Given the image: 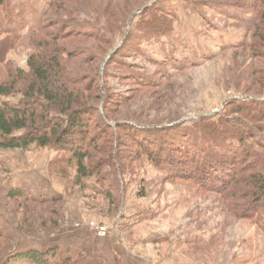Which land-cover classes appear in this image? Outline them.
<instances>
[{
	"label": "rangeland",
	"instance_id": "rangeland-1",
	"mask_svg": "<svg viewBox=\"0 0 264 264\" xmlns=\"http://www.w3.org/2000/svg\"><path fill=\"white\" fill-rule=\"evenodd\" d=\"M46 1L11 0V22L0 17V41L5 42L0 82L7 77L6 63L27 70L30 55L40 51V36L33 29ZM73 1L87 10L77 13L78 20L96 27L111 24L104 60L113 57L101 72L105 99L100 111L111 116L113 125L137 122L148 127L141 137L155 146L154 153H159L158 139L174 133L166 129L171 125H220L222 116L238 118L230 114L229 102L264 99L263 75L254 72L259 58L238 48L243 40L250 41L251 32L244 20L248 14L236 6L249 0H161L174 21L172 32L158 37L142 28L144 9L158 0ZM224 7L228 12L220 13ZM19 13L23 26L16 36L10 27L20 22L15 17ZM49 31L58 33V27ZM126 37L124 48L113 54ZM87 41L93 48L94 40ZM260 84L262 94L256 95ZM19 97L1 100L16 102ZM119 127L114 162L120 166L114 173L111 168L104 187L110 197L95 177L86 179L85 186L76 185L74 169H61L54 147L0 150L1 262L15 252L35 249L54 250L53 261L70 257L78 264H264V210L243 213L248 201L222 189L230 187L233 176L225 178L227 185L216 176L192 178L186 164L174 166L170 177L147 154L134 155L126 147L132 145L128 132ZM248 143L264 159V134L251 133Z\"/></svg>",
	"mask_w": 264,
	"mask_h": 264
},
{
	"label": "trees",
	"instance_id": "trees-1",
	"mask_svg": "<svg viewBox=\"0 0 264 264\" xmlns=\"http://www.w3.org/2000/svg\"><path fill=\"white\" fill-rule=\"evenodd\" d=\"M10 1L0 0V7L5 9V15L0 17L9 22L13 15L9 11ZM160 2L158 0L143 11L142 28L156 37L170 34L174 21L172 14L163 10ZM246 3L249 4L237 3L236 7L248 14L244 20L251 36L250 41L243 40L238 48L259 58L254 72L263 75L264 80V68L261 66L264 64V0ZM82 4L73 0H47L37 26L32 28L36 31L33 34L40 36L36 37L40 51L30 55L27 70L6 63L7 77L0 82V150H27L31 145L54 147L61 157V169L64 171L67 166L74 169L73 182L76 185L85 186L86 179L95 177L103 194L110 197L109 187H104L106 179L111 180L114 171L119 170L120 165L117 167L114 162L118 152L116 128L122 124L121 128L128 132L132 144L126 147L136 156L147 154L152 161L168 170V176H173L174 166L184 167L186 164L192 171L189 174L192 178L216 176L220 183H226L225 178L233 176V181H229L230 187L226 183L222 189L230 196L248 201L246 206L243 205V213L264 210V159L262 154L251 150L252 145L248 143L251 133L264 134V99L229 102L233 108L229 110L230 114H238V118L246 120L248 125L237 122L239 119L233 116L229 119L228 115L222 116L220 125L203 121L197 122L195 128L171 125L166 129L174 131V135L168 139L161 136L156 145L159 153H154L155 146L151 142L147 144V140L141 137L148 127L137 122L113 125L111 116L100 111L105 95L101 72L105 73L108 59L113 57L109 55L104 60L111 46V24L109 27L106 24L96 27L84 18L78 20L75 17L77 13L86 10ZM227 10L224 7L219 12ZM106 15L109 24L111 13ZM15 17L21 20L13 22L10 30L18 36L23 20L20 13ZM54 25L58 27V33L49 31ZM127 37L113 54L117 55L124 48ZM88 39L94 40L93 48L89 46ZM2 44L5 42L1 40L0 56L5 48ZM136 80L142 84L150 83ZM261 84L254 90L256 95L262 94ZM14 94L21 95L16 102L1 100L2 96ZM136 134H140L139 137ZM231 165L235 167L232 173ZM236 174H241V178H236ZM54 253V250L18 251L0 264H78L70 257L53 261Z\"/></svg>",
	"mask_w": 264,
	"mask_h": 264
}]
</instances>
